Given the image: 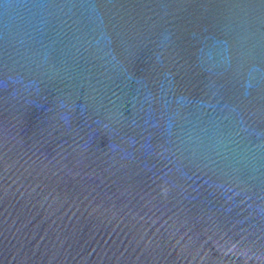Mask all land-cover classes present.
<instances>
[{
    "label": "water",
    "instance_id": "obj_1",
    "mask_svg": "<svg viewBox=\"0 0 264 264\" xmlns=\"http://www.w3.org/2000/svg\"><path fill=\"white\" fill-rule=\"evenodd\" d=\"M0 264H264V0H0Z\"/></svg>",
    "mask_w": 264,
    "mask_h": 264
}]
</instances>
